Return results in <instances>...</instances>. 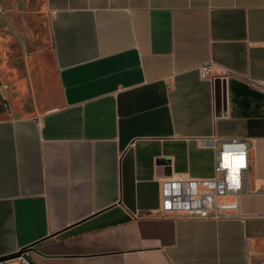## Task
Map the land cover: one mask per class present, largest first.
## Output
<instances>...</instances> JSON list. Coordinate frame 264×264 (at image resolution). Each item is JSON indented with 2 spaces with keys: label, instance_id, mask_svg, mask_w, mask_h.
<instances>
[{
  "label": "crops",
  "instance_id": "1",
  "mask_svg": "<svg viewBox=\"0 0 264 264\" xmlns=\"http://www.w3.org/2000/svg\"><path fill=\"white\" fill-rule=\"evenodd\" d=\"M15 42L0 264H264V195L244 222L160 210L162 181L213 177L208 139L251 141L263 188L264 0H0V53Z\"/></svg>",
  "mask_w": 264,
  "mask_h": 264
},
{
  "label": "built area",
  "instance_id": "2",
  "mask_svg": "<svg viewBox=\"0 0 264 264\" xmlns=\"http://www.w3.org/2000/svg\"><path fill=\"white\" fill-rule=\"evenodd\" d=\"M216 69V65L212 62L203 64L199 67L200 77L226 81L232 74L231 71L222 69V75H218ZM253 84L264 89V81H255ZM204 143L215 151L216 165L213 177L191 179L176 176L162 181L161 212L186 214L204 219H237L244 222L248 216L240 211L242 197L250 194L264 195V185L254 193L248 191V155L251 141L238 138L221 141L208 139ZM227 198H233L234 203L226 202ZM254 216L264 219V213ZM22 261L26 263L24 259Z\"/></svg>",
  "mask_w": 264,
  "mask_h": 264
},
{
  "label": "rangeland",
  "instance_id": "3",
  "mask_svg": "<svg viewBox=\"0 0 264 264\" xmlns=\"http://www.w3.org/2000/svg\"><path fill=\"white\" fill-rule=\"evenodd\" d=\"M12 46H13V48L4 49L0 53V57L1 58H4L5 57L4 52L7 53L6 58L9 59V61H10L8 63L9 64V68L10 67H14L17 64L16 61L19 62L20 58H24L25 57L24 56L25 54L22 53L20 49H17L18 46H17V43L16 42L15 43H12ZM11 62H15V63L10 64ZM6 91H8V89L6 88V86L5 85H2V83L0 82V108L1 107H3V108L6 107L5 105L8 103V99L6 97L7 94H5ZM19 98H21V97H19ZM27 101H28V97L24 96L22 98V101L20 103H21V105H24V104L27 105Z\"/></svg>",
  "mask_w": 264,
  "mask_h": 264
},
{
  "label": "water",
  "instance_id": "4",
  "mask_svg": "<svg viewBox=\"0 0 264 264\" xmlns=\"http://www.w3.org/2000/svg\"><path fill=\"white\" fill-rule=\"evenodd\" d=\"M22 253H19L18 255H16L15 257L21 256ZM11 257H4V258H0V261H4L6 259H9Z\"/></svg>",
  "mask_w": 264,
  "mask_h": 264
},
{
  "label": "trees",
  "instance_id": "5",
  "mask_svg": "<svg viewBox=\"0 0 264 264\" xmlns=\"http://www.w3.org/2000/svg\"><path fill=\"white\" fill-rule=\"evenodd\" d=\"M18 255V254H17Z\"/></svg>",
  "mask_w": 264,
  "mask_h": 264
}]
</instances>
